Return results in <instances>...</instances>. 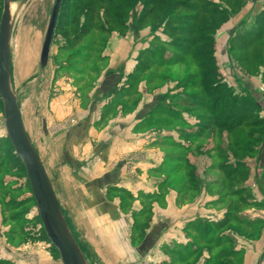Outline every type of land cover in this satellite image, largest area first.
Listing matches in <instances>:
<instances>
[{"label":"rangeland","instance_id":"1","mask_svg":"<svg viewBox=\"0 0 264 264\" xmlns=\"http://www.w3.org/2000/svg\"><path fill=\"white\" fill-rule=\"evenodd\" d=\"M3 1L0 0V20ZM126 1L132 8L125 10L123 17L119 15L115 25L104 15L102 9L98 11V15L86 17L85 7L90 0H65L60 7L45 67L40 63L41 51L56 0H21L12 4H15V8L11 10V82L26 131L43 160L65 218L90 264H117L111 263V258H107L105 254V248L97 247L91 239L97 235L94 232L98 219L95 213L97 211L99 214L101 210L108 214L113 212V216L122 212L131 219L129 249L123 248L124 244L120 241L106 244L107 254L112 249L122 257L126 256L122 260L127 261L131 254L137 255L130 264H238L239 258L242 262L243 251L231 258H221L223 254L237 249L239 240L245 238L252 246L256 240L264 243V127H260L259 131L255 130L251 139L237 146L235 142L239 138L227 129L222 131L215 124L227 120L231 105L239 107L233 113L235 117L232 122L229 121L231 124L237 122L244 112L258 121L264 120V37L258 44L253 41L256 30L260 28L259 25L256 26L255 20H264V15H261L263 12H259L256 6H264V0L195 1L196 6L202 2H210L209 4L226 13V19L212 35V43L202 40L208 38L210 32L198 33L203 25L198 21L188 23L186 14H195L194 9L191 12L182 9L160 12L156 9V17H149L142 22L140 18L153 5L148 0ZM200 10L199 8L198 11ZM88 22L93 29L88 34H82ZM175 22L180 24L177 28H180L181 34L177 36L169 32L170 23ZM122 23L125 27L123 31L118 28ZM189 24L197 28L196 35L182 29H191ZM248 30H253V33L249 34ZM113 34L122 37L129 35V42L133 40L136 49L140 50L136 58L137 70L125 79L130 81L135 94H138L141 83L146 84L151 96L154 95V90L156 92L162 87L170 88L169 92L157 95L159 99L151 127L171 125L172 131L182 127L184 143L177 142L173 132L168 133L169 141L163 146L166 151L161 168L164 181L154 195L140 192L134 196L126 190L117 191L115 186H108V191H102L107 203H99L103 194L94 193L91 197L95 201L91 206L93 211L89 214L86 210L88 205L85 204L90 199L89 193L85 195L81 191V188L84 190L88 186L81 187L79 179L72 178L70 169L67 175V164H64L66 154L63 142L59 143V139L66 131L67 122H71L67 116V108L75 102L72 99L78 100L76 104L80 101L82 106L89 104L90 96L110 62L107 55L117 48L116 40L112 39ZM183 39L197 40V44L190 46ZM248 43L252 46H243ZM247 54L250 58L243 63L242 57ZM255 56H259L257 61ZM179 57L183 63L174 64L178 63ZM163 62L165 65L161 66ZM139 65L147 69L141 70ZM214 68L219 76L213 75ZM205 87H209V90H205ZM214 91L216 94L211 96ZM248 91L258 100L261 107L259 111L243 97L250 94ZM133 92L129 90L130 94ZM141 97L140 94L133 96L137 105ZM224 97H228V101L224 102ZM196 99L197 102L194 101ZM214 102L219 106L227 104L228 109L214 114ZM112 104L113 102L107 106L106 113H113ZM163 107L167 108L164 114L161 111ZM173 111L182 118L189 119L193 126L184 121L175 123L177 116H174ZM159 118H167L168 122H160ZM88 166L85 164L83 167ZM73 170L76 172L77 169ZM88 176L90 175L84 174L83 178ZM105 186L106 180L94 185L100 189ZM169 189L179 191L183 203L199 201L200 206H204L200 208L204 218L206 213L214 216L221 215V212L223 214L218 218V223H213V227L209 226L211 223L207 219H200L192 226H187L184 231L187 236L185 245H164L150 259L148 253L142 256L137 252L148 237L155 212L159 211L157 206L164 205L165 193ZM116 200H119L120 211L111 209ZM224 221H227L226 224L219 228ZM248 222L252 224L245 230L244 223ZM1 224L10 227L11 233L6 235L9 238L50 242L25 168L8 140L4 106L0 98ZM111 235L109 234V240H119L118 234L115 235L116 238ZM211 237L213 243L207 245L205 240ZM50 246L54 248L53 245ZM54 250L56 257L60 259L59 252ZM194 252L196 253L192 255ZM216 256L219 257L210 261Z\"/></svg>","mask_w":264,"mask_h":264},{"label":"crops","instance_id":"2","mask_svg":"<svg viewBox=\"0 0 264 264\" xmlns=\"http://www.w3.org/2000/svg\"><path fill=\"white\" fill-rule=\"evenodd\" d=\"M256 9L261 12L264 10V6L257 5ZM112 39L116 40L117 48L112 49L111 54L107 55L110 62L103 70L101 78L90 96L91 101L89 100L88 105L82 106L80 101L76 104L78 100L72 99L75 102L67 108V116L71 122H67L66 131L59 139V143L63 142V151L66 154L64 164H67V175H69L70 169L72 178H78L81 187L83 185L89 187L93 184L90 188L86 187L84 190L81 188L85 195L89 193L90 199L85 203L90 208H86L89 214L93 211L91 206L95 202L91 198L92 195L94 193L103 194V190L104 192L108 191V186H115L117 191L119 189L126 190L134 196L140 192L150 196L154 195L164 181L161 168L166 151L163 146H166L169 141L168 133L173 132L176 141L184 143L181 126V128L178 127L173 131L170 129L171 125H164L161 128L151 127V120L155 115L154 111L159 99L157 95L169 92L170 88L164 89L162 87L156 92L154 90V95L151 96V93L147 91L146 84L142 85L141 83L138 94L137 92L135 94L133 92L135 89L129 83L130 81L125 79L137 70L136 58L140 50L136 49L133 40L131 43L129 42V35L122 37L119 34H113ZM129 90L133 94H130ZM248 93L250 92L248 91ZM139 94L142 97L137 105L133 96L137 97ZM145 96L150 98L147 99ZM145 100L147 102L143 104ZM112 102L113 113H106L107 106ZM256 102L259 104L258 100ZM188 120L183 117L181 122H189L193 126V122L190 123ZM85 164L89 166L83 167ZM74 168L77 169L76 172L73 170ZM84 174L90 176L83 178ZM102 180H106L107 186L104 189L95 188L94 185H98L99 181ZM104 194L99 203H107ZM181 199V193L177 190L169 189L165 193L164 205L157 206L159 211L155 212L148 237L143 246L139 247L138 254L144 256L148 253L149 258L152 259L151 256L156 253V250L164 245H185L187 236L184 231L187 230V226L200 219H207L211 224L218 223V218L223 214L221 212V215L214 216L206 213L207 216L204 218L205 216H201L200 213V208L204 206H200L199 201L192 200V202L183 203ZM119 207V200H116L114 208L111 207V209L120 211L118 210ZM109 213L101 210L97 214L96 211L95 214L98 219L95 222L96 230L94 232L97 235L91 239L97 247L105 248V254L107 258H111L109 259L111 263H133L137 255L132 256L131 254V258L128 257L126 261L121 259H126L125 255L122 257L119 252H113L112 249L109 250L111 253L107 254L106 244H111V241L112 244L116 241L123 242V248L129 249L132 226L131 219H128L126 214L119 212L113 216V212ZM8 233H11L10 227L1 224V264H63L61 259L56 257L55 248L50 246V242L49 244L44 240L37 239L22 241L19 238L7 237ZM109 234H112L111 236L114 238L118 234L119 240H109ZM244 239L239 240L240 245L235 249L236 251H243L240 264H264V243L261 240H256L252 246L249 245L248 240L245 239L244 241Z\"/></svg>","mask_w":264,"mask_h":264},{"label":"water","instance_id":"3","mask_svg":"<svg viewBox=\"0 0 264 264\" xmlns=\"http://www.w3.org/2000/svg\"><path fill=\"white\" fill-rule=\"evenodd\" d=\"M16 1L4 0L0 20V98L4 106L7 136L27 173L41 222L50 243L59 252L63 264H90L73 234L54 186L26 131L17 95L11 82V7ZM62 0H56L43 42L40 63L45 67L50 56L51 43Z\"/></svg>","mask_w":264,"mask_h":264},{"label":"trees","instance_id":"4","mask_svg":"<svg viewBox=\"0 0 264 264\" xmlns=\"http://www.w3.org/2000/svg\"><path fill=\"white\" fill-rule=\"evenodd\" d=\"M65 0H62L61 2V7L63 5V2ZM149 3H151V5L153 6H150L148 7L147 9V13L145 16H143L142 18H140V21L142 22H145L146 19H148L149 17H156L155 16V12H156V9L159 10L160 12H163V11H168L169 9H182V10H185L187 12H191L193 9L195 11V14H186V19L188 18L189 22L188 23H191V21L193 22H199V24L203 25V28L199 30L198 33H202V32H210L211 35H209L208 38H203L202 40H208L212 43V35L214 33H216L217 29L219 28V26L224 22V20L226 19V13L225 11H221V10H218L217 8H215L212 4H209L210 2H202L201 5H198L196 6L194 3L195 1L197 0H148ZM202 1V0H200ZM155 5V7H154ZM158 7V8H156ZM132 6L131 4H129L126 0H90L89 4L85 7V16L86 17H94L95 15H98V11L100 9H102L104 12V15L109 19V21L115 25H117V20H118V16H124L123 15V12L125 10H129L131 9ZM201 9L200 11H198V9ZM165 11V12H166ZM164 12V13H165ZM263 13H261V15H264V11H262ZM59 18V17H58ZM256 22V26H260V28H258V30H256V33H255V39L253 37V41H254V44H258L259 41H262L261 39L264 37V23L262 20H255ZM169 22V21H168ZM190 26V24H189ZM177 27H180V24L179 23H173L171 24L170 23V34L173 35V36H177V35H180L181 32H179V29L180 28H177ZM191 27V26H190ZM119 30L123 31L124 30V24L122 23L121 25L118 26ZM93 27L92 25L88 22L85 24V27L82 31V34H88L90 31H92ZM184 29L186 32L189 31L190 34H195L197 33V28L194 26V27H191V29H186V28H182ZM185 33V32H184ZM248 33L251 34L253 33V30H248ZM110 35V34H109ZM183 41L185 42H188L191 45L193 44H197V40H192V41H188V40H184ZM201 41V40H199ZM252 41V42H253ZM243 46H247V47H250L252 46L251 43H248V44H244ZM260 47H262L263 45H259ZM186 53H188L186 51ZM259 57V56H257ZM257 57L255 56L254 59L255 61H257ZM248 58H250V55L247 54L246 56H243L242 57V62L245 63V62H248ZM182 58L179 57L178 58V63H174V64H181L183 63ZM156 64H159L157 63V61H155ZM165 65V62L162 63L161 66H164ZM137 68H138V65H137ZM139 68L141 70H146L147 68L146 67H140L139 65ZM215 71V68H214V74L212 72V74L216 77V76H219V73ZM211 75V76H213ZM205 90H209V87H205ZM216 94V92L214 91L212 95ZM249 94V93H248ZM245 97V100L250 102V105L253 106L254 108H256L258 111H259V108H261L259 106V104L256 102V99L251 96V94L247 95V96H243ZM198 99V97H197ZM197 99L194 100L197 102ZM228 101V97H224V102ZM200 102V101H198ZM201 104H204L203 102H200ZM181 105V104H179ZM227 107V104H222L221 106H219L217 104V102H214L213 104V113L216 114L219 110H227L228 108ZM229 107V106H228ZM230 109L228 110H231V113L228 114L227 116V120L222 122V123H216L215 126H217V128H220L222 129V131L224 130H228L231 132L232 135H236L237 138H239L235 143L236 145H241L242 143L241 142H244L246 140H249L251 139L250 137L252 135H254V131L257 130L259 131L260 130V127H264V120L263 119H260L259 121L257 119H254V116H251L249 113L247 112H244L241 116H240V119L235 122V123H232V119H234V114L235 111H237V109L239 108L238 106H235V105H231V107H229ZM167 108L163 107L161 108V111L164 113H166V110ZM230 112V111H229ZM155 113V112H154ZM173 114L174 116L176 117L175 119H177L175 121V123L177 122H181V120L183 119L181 115L177 114L175 111H173ZM179 115V116H178ZM181 116V117H180ZM160 122L161 121H166L168 122L167 118H159ZM158 120V121H159ZM180 120V121H179ZM231 121V122H229ZM171 123V122H170ZM235 131H238V132H235ZM230 137L232 138V136L230 135ZM9 140V138H8ZM10 141V140H9ZM11 143V142H10ZM12 145V144H11ZM13 147V146H12ZM250 147V146H248ZM14 149V148H13ZM248 205V204H247ZM227 221H224V222H221V226H219V228H221L222 226H224V224H226ZM193 223H191L189 226H192ZM216 224V223H215ZM215 224H210L209 226L210 227H213ZM219 224V225H220ZM245 224V230H247L248 228L246 227H250L251 226V222H248V223H244ZM216 227H218V225H216ZM206 244L207 245H212L213 243V238H207L206 240ZM198 251V250H196ZM200 251V250H199ZM196 252L192 253L195 254ZM198 253V252H197ZM241 251H231L229 252L228 254L226 253L223 254V258L221 259H224V258H231V256H234V255H240ZM219 256H216L215 258H212L210 259V261H214L215 259H217ZM238 264L241 263V260L239 258V261L237 262ZM1 264V263H0ZM167 264H171V263H167Z\"/></svg>","mask_w":264,"mask_h":264},{"label":"bare ground","instance_id":"5","mask_svg":"<svg viewBox=\"0 0 264 264\" xmlns=\"http://www.w3.org/2000/svg\"><path fill=\"white\" fill-rule=\"evenodd\" d=\"M14 8H15V4H14V5H12V7H11V10H12V9L14 10Z\"/></svg>","mask_w":264,"mask_h":264}]
</instances>
